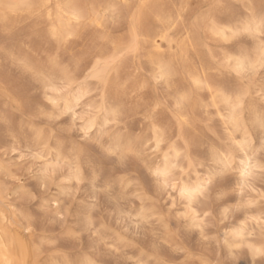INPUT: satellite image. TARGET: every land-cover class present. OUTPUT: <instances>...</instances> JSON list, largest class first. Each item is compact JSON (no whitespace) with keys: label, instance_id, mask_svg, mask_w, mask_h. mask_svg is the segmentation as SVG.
<instances>
[{"label":"rangeland","instance_id":"obj_1","mask_svg":"<svg viewBox=\"0 0 264 264\" xmlns=\"http://www.w3.org/2000/svg\"><path fill=\"white\" fill-rule=\"evenodd\" d=\"M34 1V9L7 16L3 15L5 11L0 6V185L18 221L15 232L26 251V264H62L64 261L81 264L86 260L98 264H148L149 261L152 264H200L201 261L222 264L228 258V251L223 248L221 233L229 231L245 212L241 208L223 224L219 220L223 208H235L241 201L239 173L230 172L221 181L220 190L226 195L215 202L218 205L214 214L216 222L206 229L209 239H202L198 230L186 227L188 221L178 218V214L185 211L179 193L173 197L171 189L158 190L149 174L146 161L153 167L162 165V156L168 151L166 144L159 151H154L153 142L149 145L150 128L166 129L169 143L175 141L177 149L188 158L181 165L185 168L182 182L193 183L205 176L209 165L215 167L212 164L213 151L223 152L230 146L235 147L232 140L240 141L247 136L250 145L259 148L264 133L253 123L261 104L256 95L260 91L259 73L247 98L248 106L240 112L239 119L246 131L244 137L228 123L229 112L216 96V91H223V84L235 89L247 84L232 71L234 62L229 64L224 59L225 56L245 54L253 57L254 48L260 41L242 34L222 42L209 30L210 24H222L236 15L239 19L232 25L238 28L249 15V6L259 9V0L243 4L230 0H45L42 5L43 0ZM56 3H69L81 15L77 23H71L72 34L68 37L52 38L49 35L50 28L58 24L54 18ZM96 11L102 15L101 26L94 23ZM164 17L168 20L163 21ZM150 40H155L160 52L163 49V55L171 61L173 73L168 85L152 79L148 55L154 44ZM132 42L135 43L130 46ZM115 44L125 49L120 61L113 65L120 74L119 88L125 87V95L120 96V103L124 101V105L120 104L119 123L109 125L110 131L103 140L107 142L114 137L123 143L132 141L138 144L142 158L132 157L124 163L108 156L99 144L86 140L80 130V119L73 123L74 115L83 116L90 106L101 105L103 95L108 101L113 92L111 88H102L94 79H88L90 93L72 109L74 115L71 111L69 114L52 109L47 101V97L61 98L81 84L93 64L114 54ZM76 73L82 75L71 88L68 85L63 92L57 93L45 90L46 81L59 88L62 82L68 84ZM196 73L205 82L204 87L192 84L190 76ZM180 94L187 97V102L179 109L176 105ZM150 111L154 119L146 117ZM38 131L42 133L43 143L35 138ZM141 140L142 144L139 143ZM74 145H79L83 161L81 174L84 181L79 185L75 180L67 179L65 170L44 191L28 172L33 166L30 155H25L24 160L20 158L28 149L46 155L49 149L50 155L47 156L52 160L56 151L67 158ZM240 157L243 158V154L237 150L236 167L240 166ZM93 175L95 184L90 182ZM14 176L23 179L14 180ZM109 184V194L101 191ZM65 191H70L71 196L64 195ZM261 191H264V185L258 180L256 191L249 195L256 196ZM212 195L214 199L216 193ZM32 196L39 198L32 199ZM52 197L67 201L63 222L51 223L43 207ZM248 198L244 196V201ZM52 206H56V200L52 201ZM88 212L91 213L90 227L85 220ZM142 215L147 223L141 222ZM150 216L153 219H148ZM28 218H31V224ZM28 227L32 230L25 231L24 228ZM70 233L76 238L73 239ZM258 235L257 232L255 236L259 238ZM240 253L234 264H251L245 251Z\"/></svg>","mask_w":264,"mask_h":264},{"label":"snow or ice","instance_id":"obj_2","mask_svg":"<svg viewBox=\"0 0 264 264\" xmlns=\"http://www.w3.org/2000/svg\"><path fill=\"white\" fill-rule=\"evenodd\" d=\"M73 19H77V15L74 14ZM231 30V29H229ZM247 34L254 39H259L260 57L257 61L241 59L239 57H229L228 61L235 59V67L232 71H235L237 77L242 81L246 80L247 84L235 89L227 84L221 85L223 91H217L216 96L220 99L221 103L225 106V109L229 112V118L232 124H237L240 118V112L247 108V98L251 94L253 83L256 82L257 73H259V85L260 91L256 95L260 98L261 104L258 112V116L254 119L253 123L256 124L259 130L264 133V0H262L259 9L249 6L248 17L238 26L237 31L233 32V36H240ZM55 63V58L52 59ZM99 63V62H98ZM157 82H167V73L165 68L160 69V73L156 75ZM198 86L199 80L194 81ZM63 86L59 88H52V91L63 92L65 87L68 86L67 82H62ZM212 91V89H209ZM187 99L185 96L178 98L176 107L181 108L182 103ZM154 111V110H153ZM103 113H108L109 118L102 119ZM120 109L118 106H108L106 103L99 106H90L88 112L83 116L74 115L73 123L77 119L82 121L81 131L84 138L92 143L99 144L102 150L110 157L119 159L121 163L126 160L136 157L142 158V153L139 150L136 142L123 143L122 141L110 138L109 141H104L103 137L110 131L109 125L119 123ZM146 117L153 118L152 112L146 113ZM184 123H187L186 121ZM152 138L149 139V145L155 142L156 148L154 151H159L161 145H167L168 151L163 154V164H157L153 167L151 162L146 161V167L149 170V174L154 178L155 184L158 190H172V196L175 197L176 193H179V199L184 202L185 211L178 214V218H183L185 221H190L186 224L189 230H198L202 239H209L206 229L210 224L215 223L217 217L214 215L218 205L216 201H220L226 195L221 191V181L230 172L236 171L239 173L240 182L239 187L241 189V201L235 206V208L225 207L219 213V220L223 224L225 220L235 211L243 208L246 212H258V215H253L246 219L242 225L231 227L229 231L224 234V242L227 246L228 252L226 259L222 264H234V259L239 255L241 249H247V252L252 257V264H264V191L257 193L256 196H250L249 194L256 191V182L259 180L264 185V139L261 140L259 148H254L245 139L240 141L232 140L229 136V140H232V144L235 147H229L223 152L213 151L212 164L215 167L209 165V171L205 176L199 178L195 183H185L181 181V177L185 173V168L181 165L184 160L187 159L182 151L177 150L176 142L169 143L170 138H166V129L153 126ZM107 143V147L104 144ZM143 143V141H139ZM147 147V146H146ZM47 148V145H45ZM237 150L243 153V157L240 160V166L234 165L235 153ZM25 155H30L33 161V166L28 169L29 174L33 176L39 183L41 189L46 191L49 183L59 178V175H63L67 170L69 181L75 180L77 185L84 181V177L81 175V165L83 163L80 156V148L73 146L71 154L66 158L62 155H57L53 162L44 152L33 151L32 149L26 150L25 154L21 155V160L25 159ZM175 161V162H173ZM191 167V161L188 162ZM59 174V175H58ZM14 180L23 179V177H12ZM95 184V175H93L91 181ZM111 185L101 189L106 194H109ZM247 190V191H246ZM213 193H216L213 199ZM64 195L71 196L70 191H65ZM244 196H249L248 200L244 201ZM32 199H38V196H32ZM56 200V206H52V201ZM67 201H61L59 197H52L45 201L43 205L45 211L48 213L51 223H60L65 219L66 209L64 204ZM93 208L95 205L92 206ZM175 204H173V209ZM155 212L156 209H153ZM170 212L172 209L169 210ZM91 213H85V220L87 225L91 226ZM163 220L162 216L158 217ZM153 219V217H148ZM141 222L147 223V220L141 216ZM254 222V223H250ZM28 223L31 224V218H28ZM140 225L138 224L137 227ZM228 227V225H224ZM251 229V230H250ZM29 231L32 229L29 228ZM258 232L259 239H252V237ZM73 239L75 235L71 234ZM259 258V259H257ZM62 264H70L68 261L62 262ZM81 264H93L91 261H83ZM98 264V262H95ZM121 264H127V262H121ZM137 264H143V262H137ZM148 264H152L151 261ZM157 264H163V262H157ZM201 264H207V261H201Z\"/></svg>","mask_w":264,"mask_h":264},{"label":"bare ground","instance_id":"obj_3","mask_svg":"<svg viewBox=\"0 0 264 264\" xmlns=\"http://www.w3.org/2000/svg\"><path fill=\"white\" fill-rule=\"evenodd\" d=\"M235 3H244L245 1H249V0H230ZM258 1V0H257ZM46 1L43 0L42 4H44ZM62 2V1H61ZM35 1L33 2V0H0V6H2L4 8L5 13L3 14L4 16L6 15H11L14 14L16 12L19 11H26V10H30V9H34L35 7ZM183 4V3H182ZM151 6V5H150ZM154 6V5H153ZM165 6V5H164ZM245 8V7H244ZM38 9V8H37ZM79 9V8H78ZM233 10V9H232ZM245 10V9H244ZM36 11V10H35ZM97 11H100V9H98ZM96 11L95 14V18H94V23L95 25L99 26L100 25V14ZM40 12V11H39ZM104 13V11L102 12ZM150 13V12H149ZM234 13V12H233ZM76 14L77 15V19H73V15ZM116 14V13H115ZM166 14V13H165ZM235 14V13H234ZM54 18H56V21L58 22L57 25H51L52 27L49 30V35L52 38H60V37H68L72 34V28H71V23H77L80 19H81V15L78 13V11L76 10V8L69 4V3H65V4H60V3H56L55 5V13H54ZM83 15V14H82ZM168 15V13H167ZM224 15V14H223ZM236 15V14H235ZM145 16V15H144ZM169 16V15H168ZM209 16V15H208ZM46 17V16H45ZM50 17V16H48ZM159 17V16H158ZM214 17V16H213ZM83 18V17H82ZM174 18V17H173ZM151 19V18H150ZM165 17L163 18V21H167L168 19H165ZM171 19V18H170ZM177 19V18H176ZM212 19V18H211ZM209 19V20H211ZM219 19V18H218ZM237 19H239V16H233V17H229L226 21H224L222 24H218L214 23L212 26L210 24V32L212 33L213 36H216L219 40H221L222 42H227L232 36H233V32L237 31V28L233 27L234 25H232L234 22H237ZM157 20V19H156ZM133 21V20H132ZM161 21V19H160ZM162 21V23H163ZM84 22V21H83ZM156 22V21H155ZM170 22V21H169ZM177 22V21H176ZM207 22V21H206ZM211 22V21H210ZM215 22V20H214ZM147 23V22H146ZM167 23V25L169 24L168 22H164ZM180 23V22H179ZM161 24V23H160ZM175 24V23H174ZM238 24V23H236ZM130 25V24H129ZM147 25V24H146ZM181 25V24H180ZM101 26V25H100ZM207 26V25H206ZM103 27V25H102ZM128 27V26H127ZM106 28V27H105ZM103 28V29H105ZM231 29V30H229ZM100 31V30H99ZM130 31V30H129ZM133 33V32H131ZM129 33V35L131 34ZM93 34V33H92ZM162 34V33H161ZM211 35V36H212ZM147 36V35H146ZM149 36V35H148ZM159 36V35H158ZM78 37V36H77ZM110 37V36H109ZM133 37V36H132ZM234 37V36H233ZM122 38V37H121ZM135 39V36L133 37ZM138 38V37H137ZM165 38V37H164ZM117 39V38H116ZM66 40V39H65ZM131 40V39H130ZM136 40V39H135ZM159 40V39H158ZM98 41V40H97ZM154 46H153V51H151V53L148 55V63L150 66V71L152 73V79L156 77L157 74L160 73V69L163 67L166 70L167 73V82H163L165 85H168L171 79V75H172V66H171V61L170 59L166 58L163 55V49H162V53L160 52V49H158V45L157 43L152 40H150ZM232 41V40H231ZM135 42H132L131 45H133ZM258 43V42H257ZM121 44V43H120ZM138 44V43H137ZM142 44V43H141ZM185 44V43H184ZM198 44V43H197ZM116 45V44H115ZM129 45V44H128ZM183 45V43L181 44ZM187 46V45H186ZM201 46V45H200ZM124 47V46H123ZM122 46H115L114 49V54L111 55V57L102 60V62L98 63L95 60V64H93L94 66H92V68L90 69V72L87 73L84 76V81L77 85L76 87L71 88V86H73L76 82V79L82 75V73H76L75 76H71L72 78L69 79L68 85L70 86L71 90H69V92L67 94H65V96L63 95V97L61 98H53L52 97H47V101H49V104L51 106L52 109H57V110H61V112L63 113H69L71 111L72 115H74V111L72 110L77 104L78 102L85 97L89 90L87 88V85H89L88 79H94L95 82L101 86L102 88H107L108 89H112V93L107 101V99L105 98V96L101 95L103 97L102 103L101 104H107L108 106H118L120 109V103L121 102V97L123 95H125V87L124 88H119V84H118V70L116 67H114L113 65L117 62L120 61L121 57H122V53H124V48ZM152 47V46H151ZM182 47V46H181ZM139 48V47H137ZM179 48V47H178ZM177 48V49H178ZM89 49V48H88ZM166 49V48H165ZM132 50V49H131ZM152 50V49H151ZM179 50V49H178ZM127 51V50H126ZM147 51V50H146ZM174 51V50H173ZM200 52V51H199ZM135 53V52H134ZM142 53V52H141ZM126 54V53H125ZM101 56V55H100ZM135 56V55H134ZM201 57V56H199ZM231 56H225V61H228V58ZM234 57V56H233ZM241 59H246V60H251L253 62L257 61L260 57V50H259V44H257L254 48V54L253 57H250L248 55H239L237 56ZM101 58V57H100ZM187 58V57H186ZM236 58V57H234ZM204 59V58H202ZM212 59V58H211ZM101 60V59H100ZM123 60V59H122ZM140 61V60H139ZM234 62V67H235V59L232 60ZM80 62V61H79ZM182 64V63H180ZM228 64V63H227ZM230 64V62H229ZM119 65V64H118ZM218 65V63H217ZM180 66V65H179ZM213 66V65H212ZM215 66V65H214ZM229 66V65H228ZM126 67V66H125ZM142 67V66H141ZM216 67V66H215ZM90 68V67H89ZM125 69V68H124ZM128 69V68H127ZM212 69V68H211ZM232 69V68H231ZM78 71V70H77ZM140 72V71H139ZM142 72V71H141ZM147 72V71H146ZM145 72V73H146ZM47 73V72H46ZM74 73V72H73ZM121 73V72H120ZM84 74V73H83ZM143 76V73L141 74ZM113 76V78L111 79L112 82H110V78ZM125 76V75H124ZM189 76V75H188ZM135 77V75H134ZM138 77V76H137ZM147 77V75H146ZM59 78V77H58ZM126 78V76H125ZM148 78V77H147ZM61 79V78H60ZM191 82L194 86H198L196 83H194V81L199 80L200 84L199 86L204 87L203 85H205V82L202 81L201 77L199 76L198 73L196 74H191L190 76ZM143 80V79H142ZM129 81V80H127ZM135 81V80H134ZM145 81V80H144ZM130 82V81H129ZM137 82V79H136ZM135 82V83H136ZM149 82V81H148ZM187 82V81H186ZM147 83V81H146ZM122 84V83H121ZM143 84V83H142ZM62 85V84H61ZM125 85V84H122ZM146 85V84H145ZM63 86V85H62ZM54 84L50 83L49 81H46L44 84V88L45 90L48 91H52L51 89L54 88ZM145 88V87H144ZM206 88V87H205ZM204 88V89H205ZM211 88V87H209ZM253 89V88H252ZM101 90V89H100ZM103 90V89H102ZM145 90V89H144ZM203 90V89H202ZM209 90H207L208 92ZM52 92H58V91H52ZM110 92V91H109ZM143 92V91H142ZM217 92V91H216ZM257 92V91H256ZM42 93V92H41ZM90 93V92H89ZM173 93V92H172ZM202 93V92H201ZM109 95L108 93L106 94ZM121 96V97H120ZM127 96V95H126ZM184 96L182 94H180L179 97ZM178 97V98H179ZM186 97V96H185ZM96 98V97H95ZM124 98V97H123ZM131 98V97H130ZM101 99V98H100ZM129 99V98H128ZM143 99V98H142ZM137 101V100H136ZM145 102V101H144ZM155 102V101H154ZM178 102V99H177ZM187 102V99L182 103L185 104ZM254 102V101H253ZM46 105V104H44ZM124 105V104H123ZM145 105V104H144ZM156 106V105H155ZM30 107V106H29ZM48 107V106H47ZM130 108V107H129ZM144 109V108H143ZM180 109V108H179ZM51 110V109H50ZM122 110V109H121ZM39 111V110H38ZM53 111V110H51ZM125 111V110H123ZM178 111V110H177ZM131 112V110H130ZM151 112V111H150ZM125 113V112H124ZM135 113V111H134ZM29 114V113H28ZM70 114V113H69ZM183 114V113H182ZM255 114V112H254ZM31 115V114H29ZM33 115V114H32ZM51 115V114H50ZM42 116V115H41ZM29 117V116H28ZM257 118V114L254 115V119ZM55 119V118H54ZM253 119V120H254ZM33 120V119H32ZM252 120V121H253ZM228 123L233 127V129L236 132H240L241 135L244 137L246 134L245 131V127L243 126V124L241 123L240 119L238 121L237 124H232L229 115L227 118ZM226 121V122H227ZM46 122V121H45ZM191 122V121H190ZM225 122V121H224ZM151 123V122H150ZM153 123V122H152ZM157 123V122H156ZM194 123V122H193ZM33 124V123H32ZM27 125V124H26ZM151 126V125H150ZM156 127V126H155ZM193 127V126H192ZM81 128V127H80ZM153 126H151L150 128V138H152V130ZM52 130V129H51ZM72 130V129H71ZM45 133V132H44ZM50 133V132H49ZM196 133V132H195ZM54 134V133H53ZM68 134V133H67ZM83 134V133H82ZM63 136V135H62ZM67 136V135H66ZM73 137V136H72ZM193 137V136H192ZM37 142H41L43 143V136L42 133H40L38 131V133L35 136ZM167 138V136H166ZM172 138V137H171ZM248 140V139H247ZM52 141V140H51ZM59 141V140H58ZM71 141V140H70ZM186 141V140H185ZM193 141V140H192ZM198 141V140H197ZM200 141V140H199ZM198 143V142H197ZM190 144V143H189ZM203 145V144H202ZM54 146V145H53ZM79 146V145H78ZM98 146V145H97ZM162 146V145H161ZM58 147V146H57ZM153 147L156 148L155 142L153 140ZM28 149V148H27ZM168 149V147H167ZM99 150V149H98ZM178 150V149H177ZM63 151V150H62ZM179 151V150H178ZM200 151V150H199ZM210 151V150H209ZM188 152V151H187ZM53 153V152H51ZM82 153V151H81ZM95 154V153H94ZM189 154V153H188ZM243 154V153H242ZM47 155H50L49 153V149L47 150ZM57 155H62L60 151H56V153H54V157H53V162L55 160V157ZM103 156V155H102ZM163 157V156H162ZM241 158V157H240ZM244 158V157H243ZM188 159V158H187ZM206 161V160H205ZM239 161V160H238ZM174 162V161H173ZM198 162V161H197ZM85 164V163H84ZM83 171V170H82ZM232 173V172H231ZM82 175V174H81ZM187 175V173H186ZM83 176V175H82ZM198 178V177H197ZM196 182V181H195ZM193 182V183H195ZM188 183V182H185ZM238 183V182H237ZM106 184V183H105ZM240 190V188H239ZM7 194H3V189L1 188L0 185V241H2L3 246L0 247V264H26V260H25V256H26V251H24L25 249L23 248V245L20 241V239L18 238L16 232H15V228L18 226V221L16 219L15 216V212L13 211L12 207L8 204L6 196ZM246 202V201H245ZM184 204V202H183ZM182 208V207H181ZM185 208V207H184ZM170 212V211H169ZM240 212V211H238ZM242 214V212H241ZM240 214V215H241ZM256 214V213H255ZM253 216V214L251 212H244L243 213V217L241 219H238L234 222L233 225H231V227L234 226H240L243 224V222L248 219L249 217ZM228 220V219H227ZM233 220V219H232ZM230 221V220H229ZM187 223H190V221H188ZM250 223H254V222H250ZM229 224V222H228ZM87 226V225H86ZM211 226V225H210ZM19 227V226H18ZM29 228V227H28ZM28 228H24V230H28ZM228 228V227H227ZM231 229V228H230ZM229 229V230H230ZM251 230V229H250ZM217 232V231H216ZM23 233V230H22ZM226 232H222L221 235L223 237V248H225L227 251V246L225 245L224 242V234ZM169 234V233H168ZM23 235V234H22ZM259 236V235H258ZM252 239H259L257 238L255 235L252 237ZM187 246V245H186ZM26 247V245H25ZM184 247V246H183ZM216 248V247H215ZM222 248V247H221ZM185 249V248H184ZM187 249V248H186ZM224 249V250H225ZM210 250V249H209ZM225 250V251H226ZM226 251V252H227ZM239 251V253L241 251H245V254L248 255V258H250L249 260L251 261L252 264V257L251 255L247 252V249H241V250H237ZM190 252V251H189ZM222 253V252H221ZM38 254V253H37ZM184 254V253H183ZM213 254V253H212ZM241 254V253H240ZM243 254V252H242ZM182 255V254H180ZM203 256V255H202ZM217 256V255H216ZM220 256V255H218ZM240 257V256H239ZM205 258V257H204ZM161 259V258H160ZM212 259V257H211ZM236 259V258H235ZM259 259V258H257ZM163 260V259H162ZM199 260V259H198ZM239 260V259H238ZM172 261V260H171ZM219 261V260H218ZM180 262V261H179ZM178 262V263H179ZM182 263V262H180ZM189 263V262H188ZM238 263V262H237ZM201 264V263H200ZM208 264V263H207Z\"/></svg>","mask_w":264,"mask_h":264},{"label":"clouds","instance_id":"obj_4","mask_svg":"<svg viewBox=\"0 0 264 264\" xmlns=\"http://www.w3.org/2000/svg\"><path fill=\"white\" fill-rule=\"evenodd\" d=\"M261 2H262V0H259V3H260V4H261ZM101 118H102V119H107V118H109L108 113H103L102 116H101ZM2 246H3V243H2V241H0V247H2ZM86 261H91V262H93V264H95V262H96V261H93V260H86Z\"/></svg>","mask_w":264,"mask_h":264}]
</instances>
